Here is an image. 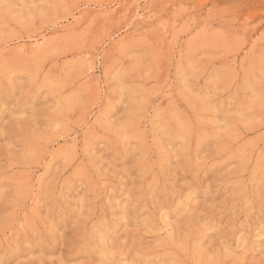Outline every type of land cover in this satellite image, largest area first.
I'll list each match as a JSON object with an SVG mask.
<instances>
[{
    "label": "rangeland",
    "instance_id": "1",
    "mask_svg": "<svg viewBox=\"0 0 264 264\" xmlns=\"http://www.w3.org/2000/svg\"><path fill=\"white\" fill-rule=\"evenodd\" d=\"M0 264H264V0H0Z\"/></svg>",
    "mask_w": 264,
    "mask_h": 264
},
{
    "label": "bare ground",
    "instance_id": "2",
    "mask_svg": "<svg viewBox=\"0 0 264 264\" xmlns=\"http://www.w3.org/2000/svg\"><path fill=\"white\" fill-rule=\"evenodd\" d=\"M169 94V93H168ZM172 96V95H171ZM164 97V96H163ZM171 99V98H170ZM170 101V100H169Z\"/></svg>",
    "mask_w": 264,
    "mask_h": 264
}]
</instances>
